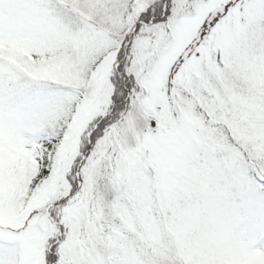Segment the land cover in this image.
I'll list each match as a JSON object with an SVG mask.
<instances>
[{"label": "snow or ice", "instance_id": "obj_1", "mask_svg": "<svg viewBox=\"0 0 264 264\" xmlns=\"http://www.w3.org/2000/svg\"><path fill=\"white\" fill-rule=\"evenodd\" d=\"M0 264H264V0H0Z\"/></svg>", "mask_w": 264, "mask_h": 264}]
</instances>
